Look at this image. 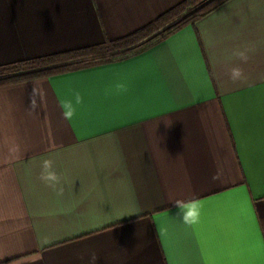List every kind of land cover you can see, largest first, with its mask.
<instances>
[{"label":"crops","instance_id":"0c3cea01","mask_svg":"<svg viewBox=\"0 0 264 264\" xmlns=\"http://www.w3.org/2000/svg\"><path fill=\"white\" fill-rule=\"evenodd\" d=\"M181 1L0 0V66L120 39ZM0 264H264V0L0 86Z\"/></svg>","mask_w":264,"mask_h":264},{"label":"trees","instance_id":"16d2710c","mask_svg":"<svg viewBox=\"0 0 264 264\" xmlns=\"http://www.w3.org/2000/svg\"><path fill=\"white\" fill-rule=\"evenodd\" d=\"M225 1L227 0H182L120 39L107 40L80 50L2 65L0 86L128 58L153 46L185 25L193 24Z\"/></svg>","mask_w":264,"mask_h":264},{"label":"clouds","instance_id":"9594fccd","mask_svg":"<svg viewBox=\"0 0 264 264\" xmlns=\"http://www.w3.org/2000/svg\"><path fill=\"white\" fill-rule=\"evenodd\" d=\"M177 206L180 207L181 209H187L188 210V212H185V218H187L188 215H189V212H190V210L192 208V205H190V204H188L186 202H178Z\"/></svg>","mask_w":264,"mask_h":264},{"label":"rangeland","instance_id":"374dc122","mask_svg":"<svg viewBox=\"0 0 264 264\" xmlns=\"http://www.w3.org/2000/svg\"><path fill=\"white\" fill-rule=\"evenodd\" d=\"M204 2H205V1H204ZM204 2H203V3H204Z\"/></svg>","mask_w":264,"mask_h":264}]
</instances>
